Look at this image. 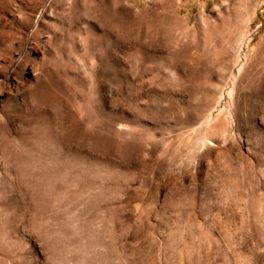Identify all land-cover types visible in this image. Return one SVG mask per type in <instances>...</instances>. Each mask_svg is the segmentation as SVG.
<instances>
[{
  "label": "rangeland",
  "instance_id": "1",
  "mask_svg": "<svg viewBox=\"0 0 264 264\" xmlns=\"http://www.w3.org/2000/svg\"><path fill=\"white\" fill-rule=\"evenodd\" d=\"M0 264H264V0H0Z\"/></svg>",
  "mask_w": 264,
  "mask_h": 264
}]
</instances>
